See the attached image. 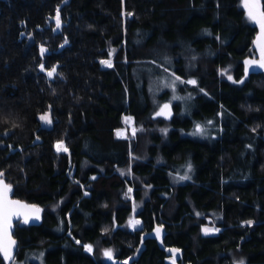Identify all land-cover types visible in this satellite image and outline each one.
I'll list each match as a JSON object with an SVG mask.
<instances>
[{"label":"trees","instance_id":"1","mask_svg":"<svg viewBox=\"0 0 264 264\" xmlns=\"http://www.w3.org/2000/svg\"><path fill=\"white\" fill-rule=\"evenodd\" d=\"M239 1L0 0V173L42 209L11 264H264V70L243 78ZM168 70L195 80L189 102L152 118Z\"/></svg>","mask_w":264,"mask_h":264},{"label":"rangeland","instance_id":"2","mask_svg":"<svg viewBox=\"0 0 264 264\" xmlns=\"http://www.w3.org/2000/svg\"><path fill=\"white\" fill-rule=\"evenodd\" d=\"M245 2L246 0H240L239 1V5L243 8L244 10V16H245V20L250 23V24H253L257 27V34L260 30V26L259 24L255 23L253 20H251L249 18V15H248V8L245 6ZM259 4L261 5V0H259ZM259 10L261 12H263L262 8H259ZM264 59V57H262V54H261V48L257 42V35L255 37V40H254V43L252 44L251 48L249 49L248 51V54L247 56L245 57L244 59V64H245V75L243 76V78H245L247 76V74L252 71V70H264V68H260L259 67V63L260 61ZM105 61H110V63L112 62V59L109 58V59H106ZM246 61H252L251 64H246L245 62ZM162 75L161 76V82H159L160 87H162L160 89V91L164 90L167 91V99H165V101H169L171 103L173 102H178L180 104V107L183 108L184 106V103H188L189 101V95L188 93L184 92L185 90V87H183L184 89H181L182 85H186V83H189V81H195L192 77H188V78H183V77H179L178 75L174 74V72H172L171 70H168L166 72V74H160ZM223 76H226L227 78L231 77L232 78V75H223ZM155 82V81H154ZM192 84V83H190ZM155 86V84H154ZM155 88L157 89V87L155 86ZM154 88V89H155ZM164 101H160L159 104L157 105V107L153 110V112L155 110L158 109V107L163 103ZM180 110L183 112V109ZM185 112V111H184ZM45 113L49 114L50 116V111H45L44 113L40 114L39 117L41 115H44ZM50 119H51V116H50ZM41 121V120H40ZM52 121V119H51ZM41 124L45 125V126H50L52 124V122L50 124L48 123H45L44 121H41ZM211 124V122H198L196 121L194 123L195 125V130H193V134L196 132L198 133L197 131V126H199V128L201 129L198 133V134H201V132H203L207 127H209V125ZM140 129V126L139 125H136L134 123V120L131 116L129 115H125L123 116V125L117 130V134L119 136H126V135H129V136H134L137 131ZM207 132L206 130L203 132L205 133ZM203 135V134H202ZM132 189V188H131ZM134 210H136V208H134ZM135 220H138L135 216H134V213L133 215L130 217L129 219V222L130 221H135ZM139 221V220H138ZM138 225V224H137ZM129 226L130 227H133L130 223H129ZM209 229L210 231L205 233L204 229ZM202 231L203 233L205 234H213V233H217L219 231V227L213 225V224H208V225H204L202 227ZM88 247L89 246H86V249L88 250ZM170 250H176L175 253L171 252ZM105 251H110L111 252V258L109 259L107 256H105L104 254V259L107 260V261H110V262H113V263H117L119 262L115 257H114V254H113V251L111 248L107 247V248H104L103 250V253H105ZM179 255V250L176 249V248H170L169 249V256H168V262L170 264H175L176 263V257ZM37 261L39 262V264H45L44 263V260L42 258V255L41 256H37ZM15 262V260H14ZM13 262V263H14ZM20 264V263H18ZM185 264H190V263H185Z\"/></svg>","mask_w":264,"mask_h":264},{"label":"snow or ice","instance_id":"3","mask_svg":"<svg viewBox=\"0 0 264 264\" xmlns=\"http://www.w3.org/2000/svg\"><path fill=\"white\" fill-rule=\"evenodd\" d=\"M245 6L248 8V15L251 20H253L255 23L259 24L261 29V37L260 40L264 41V12H261L259 10V0H246ZM56 23L57 27L60 26V16L59 11H57L56 15ZM67 43V41H65ZM41 53L45 52L46 50L41 48ZM262 57H264V47L261 49ZM102 64H106L108 67H111L110 61H101ZM246 64H251L252 61H246ZM260 68H264V59H262L259 63ZM56 71L55 68H53L51 71H49L47 74L48 76H52L53 73ZM231 79V77H229ZM189 83H195V81H189ZM168 105L165 104L160 111L157 113V115H169L168 113ZM41 121H44L45 123L50 124L52 121L50 119L49 114L45 113L44 115H41L39 117ZM201 129L199 126H197V131H200ZM57 151H67V149L64 147L62 142H58L56 145ZM10 191V189L5 185L3 188H0V252L3 253L5 258H10L11 252V245L14 244V241H11L9 236V228L11 227V217L13 215H24V223L29 222V215L27 213H21L18 212L17 209H24L27 208V205H22L18 201H9L7 199V192ZM131 191V189L129 190ZM32 216L35 219H39L38 209H32ZM133 227H135L137 224L140 223V221H130L129 222ZM248 223H251L249 221ZM157 235H159L160 230L157 229ZM205 233L209 232V229H204ZM88 251H91V247H88ZM171 252L175 253L176 250H170ZM105 256H107L109 259L111 258V252L105 251ZM242 264V262H241Z\"/></svg>","mask_w":264,"mask_h":264},{"label":"water","instance_id":"4","mask_svg":"<svg viewBox=\"0 0 264 264\" xmlns=\"http://www.w3.org/2000/svg\"><path fill=\"white\" fill-rule=\"evenodd\" d=\"M249 2H251V0H249ZM259 8H261V5L259 4ZM260 37H261V29L259 30L258 34H257V42L260 46V48L262 49V47H264V41L260 40ZM167 104L169 107H168V113L169 115H157V113L160 111V109L165 105ZM174 115V108H173V104L169 101H164L159 107L157 110H155L152 114H151V117L152 118H157V117H161L165 120H169L172 118V116ZM7 186L10 191L7 192V199L9 201H18L20 204L22 205H27L28 207L27 208H24V209H17L18 212H21V213H27L29 215V222L27 224H35V223H38L40 220H41V217H42V209L40 206H38L37 204L35 203H32V202H29V201H26L24 199H21V198H18V197H14L12 195V186H10L6 181L5 179L2 178L1 176V173H0V188H3L4 186ZM32 209H38L39 212H38V215H39V219H35L33 216H32V212L31 210ZM17 221H24V215H13L11 217V227L9 228V236H10V239L11 241H14V244L11 245V249H10V252H11V255H10V258H5L3 253L0 252V255L1 257L5 260V263L6 264H11V262L13 261V259L15 258V255L17 253V250L19 248V242H18V239L14 236V230H15V224ZM158 229V227H157ZM163 233L164 231L161 230V233H159V235H156L157 237V240L159 242V244L162 246V237H163ZM176 264V263H175Z\"/></svg>","mask_w":264,"mask_h":264}]
</instances>
